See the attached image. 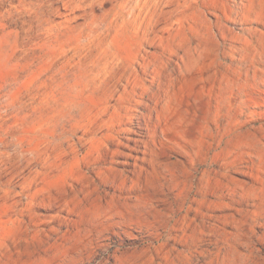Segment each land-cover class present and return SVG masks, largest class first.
Here are the masks:
<instances>
[{
  "label": "rangeland",
  "instance_id": "1",
  "mask_svg": "<svg viewBox=\"0 0 264 264\" xmlns=\"http://www.w3.org/2000/svg\"><path fill=\"white\" fill-rule=\"evenodd\" d=\"M0 264H264V0H0Z\"/></svg>",
  "mask_w": 264,
  "mask_h": 264
}]
</instances>
